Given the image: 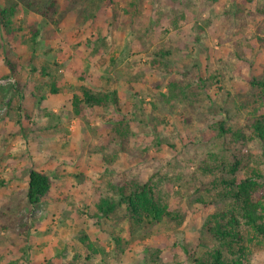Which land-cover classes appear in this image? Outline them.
Masks as SVG:
<instances>
[{
  "label": "rangeland",
  "instance_id": "obj_1",
  "mask_svg": "<svg viewBox=\"0 0 264 264\" xmlns=\"http://www.w3.org/2000/svg\"><path fill=\"white\" fill-rule=\"evenodd\" d=\"M50 1L47 17L26 6ZM73 1L0 0L16 9L11 34L0 31V264H193L187 251L212 247L203 226L229 204L219 179L240 149L210 126L243 128L264 108L250 85L264 79V0ZM172 77L190 100L161 96ZM82 88L115 91L118 104L76 115ZM247 157L264 197L257 141ZM31 170L51 183L35 206ZM130 180H152L173 220L135 226L124 205L97 219L101 198L118 199L110 186ZM246 262L264 264V249L251 245Z\"/></svg>",
  "mask_w": 264,
  "mask_h": 264
},
{
  "label": "trees",
  "instance_id": "obj_2",
  "mask_svg": "<svg viewBox=\"0 0 264 264\" xmlns=\"http://www.w3.org/2000/svg\"><path fill=\"white\" fill-rule=\"evenodd\" d=\"M84 0H74L79 3ZM251 2L252 0H246ZM55 1L34 7L44 17L53 11ZM46 8H44V6ZM41 8V9H40ZM44 8V9H43ZM41 10V11H39ZM16 13L13 6L0 9V31L11 34L12 18ZM174 23H176L174 21ZM39 31L32 29L31 40L35 42ZM47 39L52 38L51 32L46 33ZM261 40V39H260ZM31 48V55L35 54V46ZM164 52V50H160ZM164 55H167L165 53ZM10 72L15 75L14 63L8 62ZM44 76H48L45 69ZM16 81V80H15ZM17 82V81H16ZM250 85L256 91V97L260 105L264 100V79H253ZM166 95H161L167 102L180 100L186 102L193 97L189 84L172 77L166 85ZM52 94L56 93L55 84L50 85ZM110 102L117 106L118 99L116 92L95 94L88 88L81 89V98L72 96L71 105L76 115L80 114V105L88 107H100ZM261 107V106H260ZM263 107L252 112L249 120L243 128L229 127L226 120H221L210 126V130L223 138L226 150L234 144L240 145L237 155L233 154L232 163L224 168L225 177L219 179L223 186L224 198L229 200L227 208L212 214L203 226V234L210 240L212 247L206 249L202 254L189 253L193 264H247L250 246L264 249V197L259 193L263 189V175L257 167L250 166L247 157V145L257 141L264 155V111ZM50 178L42 172L31 170L28 174L26 185V200L29 205L35 206L47 196L50 190ZM112 193L118 196L117 200L112 198H101L96 206L97 219H104L115 213L118 206L124 205L127 217L135 226L142 225L144 228H151L163 220H173L172 213L166 203L160 197L159 189L152 180L139 182L130 180L118 186H110ZM88 241L83 236L82 243ZM113 243L117 249L122 250L121 238H114ZM87 248L95 253L92 243H87Z\"/></svg>",
  "mask_w": 264,
  "mask_h": 264
}]
</instances>
